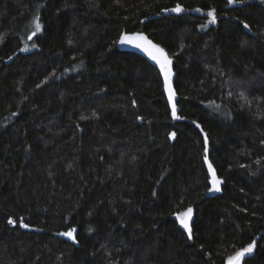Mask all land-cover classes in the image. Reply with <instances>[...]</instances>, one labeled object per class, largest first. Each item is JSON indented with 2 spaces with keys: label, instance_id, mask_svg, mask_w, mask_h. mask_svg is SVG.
<instances>
[{
  "label": "trees",
  "instance_id": "trees-1",
  "mask_svg": "<svg viewBox=\"0 0 264 264\" xmlns=\"http://www.w3.org/2000/svg\"><path fill=\"white\" fill-rule=\"evenodd\" d=\"M135 31L173 58L183 119L157 68L120 50ZM0 37V264H226L253 239L246 264H264L261 0H0Z\"/></svg>",
  "mask_w": 264,
  "mask_h": 264
},
{
  "label": "snow or ice",
  "instance_id": "snow-or-ice-1",
  "mask_svg": "<svg viewBox=\"0 0 264 264\" xmlns=\"http://www.w3.org/2000/svg\"><path fill=\"white\" fill-rule=\"evenodd\" d=\"M247 0H227V3L229 5H235V4H244ZM261 3H264V0H261ZM164 12L168 13H176V14H182L186 11H189V9H186L183 7L180 3H177L175 7L172 8H164ZM196 12H202L203 9L196 8L194 9ZM206 16L208 18L207 23L201 24V29L208 28L209 25H214L217 23V10L215 8H210L206 12ZM244 29H248L251 31L250 25L245 21H240ZM32 24L34 25V29L31 31V34L28 35L27 39L32 40L34 37L37 36L38 33H41L43 30V25L40 23V16L35 15L32 20ZM3 42V38L0 37V43ZM117 43L124 45H131L137 49H140L142 52H144L152 61L155 62L156 65L159 66V72L162 74L163 77V88L164 91L167 93V100L171 107V117L173 120H181L184 117L178 114V105L176 103V96L177 93L175 92L173 88V68L172 64L173 61L169 57L168 53L165 51L163 47L160 46V44L154 43L151 39L148 38L145 34L142 32H134L131 34H122ZM244 45H242L243 47ZM32 47L35 48L37 45L35 43L32 44ZM28 45L26 44L24 48L21 49V51H28ZM8 59H12V57H8ZM67 71V70H66ZM37 87H40V85H37ZM231 95V93H229ZM241 99H244L246 103H250V101H247V98L245 96V93L242 91L240 92ZM210 104H214V102H210ZM219 107V106H217ZM12 115H16V113H12ZM95 115V114H94ZM81 119H84V117H81ZM195 123V122H194ZM197 127L199 128L200 125L197 124ZM203 131V129H201ZM177 133L175 131L169 133L170 139H175ZM264 143V141H262ZM209 138L207 133L204 134V161L207 164L208 174L210 176V187H208V192H221V185L224 183L223 179L219 178L216 172V169L214 168L212 162L209 160ZM257 163H260V161H257ZM241 167H244V165H241ZM156 193L153 192V196H155ZM176 221H178L179 226L181 229L184 230V232L187 235V239L189 241H192L194 239V232H193V216H194V209L191 206H188L183 211H177L174 213ZM8 224L15 226L17 224L16 219L9 218ZM19 226L24 229H29L30 225L25 223L23 218L19 219ZM89 232L92 231V228L89 227ZM77 229L75 227H71L66 231L58 233V235L67 237L69 240H71L74 244H78L79 241L77 239ZM203 247V246H201ZM257 248V241L253 239L250 243H248L246 246H242L239 249L235 250L233 254L229 255L227 257L226 264H246L247 259L254 258L253 254Z\"/></svg>",
  "mask_w": 264,
  "mask_h": 264
},
{
  "label": "water",
  "instance_id": "water-1",
  "mask_svg": "<svg viewBox=\"0 0 264 264\" xmlns=\"http://www.w3.org/2000/svg\"><path fill=\"white\" fill-rule=\"evenodd\" d=\"M135 32H141V31H135ZM131 33H134V32H130V33H125V34H131ZM143 34H145L146 36H148L149 39H151L154 43H157V44H160L158 42H156L154 39H152L146 32H142ZM120 46V50L122 51H126V52H134V53H137L139 55H141L142 57H144L151 65H153L155 68H157L158 72H159V66L155 64L154 61H152L144 52H142L140 49H137L131 45H127V44H124V45H121L119 44ZM161 47H163L161 44H160ZM164 48V47H163ZM165 49V48H164ZM165 51L168 53V51L165 49ZM169 55V53H168ZM169 57L172 59L173 61V64H172V68H173V88L175 90V92L177 93V90H176V87H175V81H176V71H175V67H174V60L173 58L169 55ZM161 78H162V81H163V77H162V74L159 72ZM165 92V91H164ZM165 95H166V98H167V93L165 92ZM178 99H179V96H178V93H177V96H176V103L178 102ZM170 105V104H169ZM178 105V104H177Z\"/></svg>",
  "mask_w": 264,
  "mask_h": 264
},
{
  "label": "rangeland",
  "instance_id": "rangeland-1",
  "mask_svg": "<svg viewBox=\"0 0 264 264\" xmlns=\"http://www.w3.org/2000/svg\"><path fill=\"white\" fill-rule=\"evenodd\" d=\"M67 238V237H66Z\"/></svg>",
  "mask_w": 264,
  "mask_h": 264
}]
</instances>
